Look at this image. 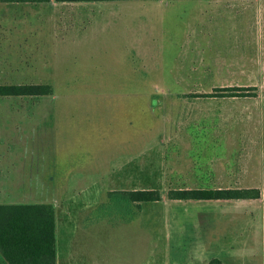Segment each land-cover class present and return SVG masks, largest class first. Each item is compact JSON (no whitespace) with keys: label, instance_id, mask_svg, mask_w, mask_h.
Listing matches in <instances>:
<instances>
[{"label":"rangeland","instance_id":"rangeland-1","mask_svg":"<svg viewBox=\"0 0 264 264\" xmlns=\"http://www.w3.org/2000/svg\"><path fill=\"white\" fill-rule=\"evenodd\" d=\"M164 4L172 8L170 16L175 19L165 20L156 27L146 24V16H150L148 7H164ZM208 4H227L229 8L219 9L215 23L226 29L227 38L217 36V26L211 20L207 23L206 30L210 33H206V38L210 39L207 44L205 38V52L218 56V49L221 50L222 56L229 57L228 62L235 68L239 64L243 68L245 64L253 68L264 66V3L257 0L0 2V85L47 84L52 87V94L46 96L0 97V148L26 154L20 159L27 162L29 185L40 184V181L51 185L52 188L45 190L49 192L47 199L57 200L54 205L57 206L58 249L59 245L64 248L70 228H77L80 221H84L83 227L77 228L72 237L81 248L85 247V241L90 242L87 250L92 251L98 244L100 230L122 227L119 216L122 211L109 207L111 214L107 213L106 219V211L99 208L112 186L118 189H122L121 185L136 186L134 190L154 189L160 193L162 202L141 204L142 214L131 219L130 227L161 232L181 228L180 221L185 214L176 217L175 210L165 204L169 203L167 192L185 185L219 182L209 180V173H187L185 169H194L193 160L200 170L208 169L213 160L214 163L219 160L221 168L229 167L234 171L237 181L257 186L264 196V83H260L264 78L253 77L255 85H250L255 86L254 97L189 98L178 102L173 97L169 105L157 106L159 93L146 95L144 91L149 89L150 80L140 70L133 69L137 47L142 50V60L148 56L153 58L155 51L150 41L157 38V29L162 31V38L190 36V29L200 23L196 21L199 13L195 7ZM241 28L251 37L259 32L258 40L250 39L256 41L257 46L251 42L248 46L242 45L237 37L230 38L232 31L238 32ZM215 39L222 44L214 47ZM138 40L141 44L136 43ZM183 52L194 55L195 47L184 46ZM243 57L246 59L242 60ZM156 69L159 81L192 85L198 80L205 88L214 83L210 76L196 72V68L190 70L188 65L180 69ZM247 70L243 69L246 73ZM170 95L177 94H167ZM197 95L200 94L184 96ZM147 101L155 110L147 108ZM166 107L169 110L166 117L173 120L167 133L241 135L248 130L250 134L229 142L223 137L213 142L184 141L182 143L192 144L190 151L206 150L199 157H186L181 142L160 140L166 132L160 130L159 124H153L163 119ZM183 119L199 122L179 123ZM249 119L250 124H245ZM144 135L155 141L139 142L137 146L128 144L133 143L132 138ZM250 135L252 140H247ZM158 136L163 137L158 139ZM215 154L221 155L212 157ZM52 174L55 179L51 181ZM19 193L12 192V198L0 196V200H38V197L22 198ZM97 208L100 220L93 221ZM135 211L136 206L126 213ZM172 216L178 219L174 224ZM183 228L193 230L194 225L187 227L186 224Z\"/></svg>","mask_w":264,"mask_h":264},{"label":"crops","instance_id":"crops-1","mask_svg":"<svg viewBox=\"0 0 264 264\" xmlns=\"http://www.w3.org/2000/svg\"><path fill=\"white\" fill-rule=\"evenodd\" d=\"M208 1H220V0H208ZM228 1V0H224ZM243 1V0H240ZM247 1V0H244ZM252 1V0H248ZM254 1V0H253ZM260 3H264V0H257ZM28 3V2H24ZM165 5V6H164ZM161 6H149L148 12L150 16H146V24H149L152 27H156L160 23L163 24L165 20L175 19L173 16H170V10L172 9L169 4H164ZM173 7V6H172ZM174 8V7H173ZM222 8H229L226 5H210L208 6H196L195 10L199 13V16L196 17V21L200 23L195 24L193 28L190 29L191 35L186 36L180 39L174 38H162L161 30L157 29V38L154 41H150V44L153 46L152 51H155V54L152 57H143L142 60V50L137 47L135 50V64L133 69L135 71L140 70L144 75L149 78V89L144 91L147 94H152V92L159 93L157 96V106H161L162 103L170 104V99H175L176 102L179 99H191V98H200V99H234V98H250L254 96H244V97H205L200 96L201 94L212 93L215 88H228V87H247L254 84L253 77L255 79L264 78V66L258 65L248 66L245 64L244 68L249 70L243 71L242 64H239L238 67L231 66L228 60L229 57L222 56V51L218 49L220 55H211L205 52V38L206 33H210L206 30L209 26L207 23L215 24L218 20V11ZM225 15V14H224ZM176 18H181L179 15H174ZM222 19L223 14L221 15ZM181 20V19H180ZM144 22V21H143ZM217 26L218 32L217 36L219 38H227L226 29L219 24ZM262 31V30H261ZM186 34V33H185ZM223 34V36H221ZM255 34V32H254ZM257 36L251 37L246 29L241 28L240 31H232V36L230 38H238L243 42L242 45H250L252 40H258L259 32L257 31ZM160 36V37H159ZM159 37V38H158ZM165 39V40H164ZM209 38H206L207 44ZM252 39V40H250ZM163 41H165L163 43ZM135 42V41H134ZM214 47L222 43H218L217 39L213 40ZM254 42V43H253ZM251 45L257 46V42L253 41ZM136 43H140L138 40ZM139 44V45H140ZM191 45L195 47L194 55L184 54L183 47ZM183 46V47H182ZM256 48V47H255ZM246 54V51L244 52ZM138 55V57H137ZM246 56V55H245ZM137 57V65H136ZM247 57V56H246ZM228 59V60H227ZM246 58L243 57L242 60ZM141 60L143 62H141ZM140 61V63H138ZM222 63V64H220ZM136 65V66H135ZM188 65L189 69H195L196 72L199 71L201 74H206L211 77L212 83L208 87H204V84L199 83L202 81H194L195 84L187 85L183 83H174L173 81L160 80L158 79V69L165 70V67L168 69H180ZM213 70V72H211ZM237 70V71H236ZM154 72V74H149ZM214 79H213V77ZM201 77V75H198ZM197 76V77H198ZM156 77V78H152ZM162 78V75H161ZM163 78L164 75H163ZM153 79H156L151 83ZM204 79V78H203ZM257 83V82H256ZM264 83V80L260 81ZM255 85V84H254ZM255 87V86H252ZM165 93V94H163ZM257 93V92H256ZM167 94H177L170 95ZM187 94H200L197 96H184ZM256 96V95H255ZM178 100V101H177ZM149 101H147L148 103ZM147 103L145 105H147ZM151 103L147 105L149 110L152 109ZM151 108V109H150ZM171 108V107H170ZM169 108V109H170ZM159 109V108H158ZM157 109V110H158ZM167 107L163 112V119H160L159 122L155 121L154 125L159 124L160 130L164 132L167 131V128L172 123V119H169L167 116ZM169 111V110H168ZM154 113V111H153ZM186 121V122H185ZM189 121V122H188ZM214 122H217L213 120ZM250 119L245 121V124H250ZM189 123L195 124L199 120L193 121L188 119H183L179 123ZM260 123V121H258ZM175 123V122H174ZM173 123V124H174ZM229 123V122H228ZM233 124V123H232ZM162 126V128H161ZM157 127V126H154ZM54 126H52V131L54 134ZM173 130V129H172ZM245 130V129H244ZM172 132V131H171ZM167 133L166 136L160 140L166 142H171L178 140L180 141L182 149L184 148L183 156L194 157L201 156L205 149H193L191 150V143L184 144L182 142L188 141L193 142L195 140H209V141H219L222 140L220 137H223L224 141H235L241 140L243 137H247L246 134L248 130L243 132L241 135H235L234 133L221 134L219 132H212L208 134H202L198 136L192 132L185 133ZM250 134V133H248ZM151 136H142V138H132L133 143L138 145L139 142H147L148 140L155 141V138ZM201 137V138H199ZM245 140V139H244ZM247 140H252V136ZM54 142V140L52 139ZM54 146V143H53ZM190 146V147H189ZM214 146V145H213ZM172 148V147H170ZM191 152L192 154H190ZM229 153V152H228ZM24 153L22 151H14L9 149L0 148V196L3 199L7 197H13L12 192L19 193L17 190L24 189L23 193H19L22 198H36L37 201H3L0 200V204H25V203H47L52 204L55 210V264H209V262L216 260L220 264H264V196L260 193V197L257 199H245V200H168L169 203L165 202L167 206L170 207V210H175L176 217L180 214H185L180 221L181 228L172 229L170 231L164 230L163 232L158 230H145V229H134L132 220L128 222H123L121 228H113L107 230H100L98 234L97 246L93 249L89 248L87 250L89 243L86 242L81 248L77 245V240L73 239V234L77 228L83 227L84 221H80V224L77 228L71 229L69 233V238L64 248H57V237L58 233V221H57V206L54 204L57 203V200L49 197V192L45 189H49L51 185H45L42 181L37 185H29L26 177V160L20 159ZM26 155V154H24ZM221 154H215L213 156H220ZM229 156V155H228ZM15 158V159H14ZM213 164L208 169L200 170V166H197L198 163L193 160L194 169H185L187 173L189 172H202L211 174L209 180L214 181L218 179V183L215 184H201V185H185L182 187L184 189H241V188H257V186L247 185L246 181H237L234 171L229 167H220L219 160L211 163ZM217 173L216 175H214ZM221 174V175H220ZM220 175V176H219ZM214 177V178H213ZM55 179L52 174L51 181ZM34 181V180H33ZM221 181V182H220ZM119 186V185H118ZM122 189H118L114 186L110 187L112 190H134L138 188L136 186H120ZM27 188H31L30 190ZM259 189V188H258ZM107 193L105 197L107 198ZM47 196V197H45ZM44 197L46 199H44ZM1 199V198H0ZM43 199V200H42ZM105 199V198H104ZM106 200V199H105ZM155 202H162L155 201ZM142 206L139 213L134 217L136 218L142 214ZM174 217V216H172ZM133 219V218H132ZM190 219V220H189ZM138 220V219H137ZM178 219L173 220V224ZM132 221L131 223H129ZM139 223L141 221L139 220ZM187 227L194 225L196 229L190 230L188 228L184 229L183 225ZM254 224L256 225L254 227ZM254 227V228H253ZM190 238V239H189ZM59 243V242H58ZM191 250V251H189Z\"/></svg>","mask_w":264,"mask_h":264},{"label":"trees","instance_id":"trees-1","mask_svg":"<svg viewBox=\"0 0 264 264\" xmlns=\"http://www.w3.org/2000/svg\"><path fill=\"white\" fill-rule=\"evenodd\" d=\"M93 2L110 0H58ZM177 1V0H168ZM0 2H48V0H0ZM255 87L215 88L212 93L201 94L205 97H244L255 96ZM52 94L47 84H3L0 97H34ZM169 200H247L260 197L258 188L241 189H171L166 194ZM160 200V193L154 189L112 190L99 208L111 214L109 207L122 211L119 215L123 222L134 218L141 204ZM137 211L127 215L131 207ZM96 209L99 221L100 215ZM125 211V212H124ZM116 215V214H115ZM0 264H55V210L52 204L25 203L0 204ZM209 264H220L213 260Z\"/></svg>","mask_w":264,"mask_h":264}]
</instances>
